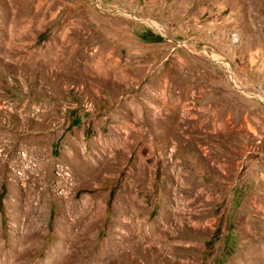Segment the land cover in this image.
I'll return each instance as SVG.
<instances>
[{"label":"rangeland","instance_id":"374dc122","mask_svg":"<svg viewBox=\"0 0 264 264\" xmlns=\"http://www.w3.org/2000/svg\"><path fill=\"white\" fill-rule=\"evenodd\" d=\"M0 264H264V0H0Z\"/></svg>","mask_w":264,"mask_h":264},{"label":"trees","instance_id":"16d2710c","mask_svg":"<svg viewBox=\"0 0 264 264\" xmlns=\"http://www.w3.org/2000/svg\"><path fill=\"white\" fill-rule=\"evenodd\" d=\"M111 200H112V199L110 198V199H109V203H108V205H110V204H111Z\"/></svg>","mask_w":264,"mask_h":264}]
</instances>
